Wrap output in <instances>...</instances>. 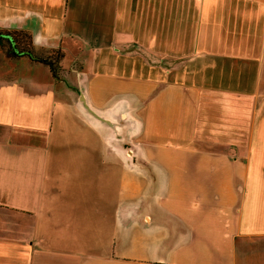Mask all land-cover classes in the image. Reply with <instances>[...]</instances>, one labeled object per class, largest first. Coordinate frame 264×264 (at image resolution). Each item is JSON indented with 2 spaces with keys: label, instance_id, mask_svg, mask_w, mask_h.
I'll list each match as a JSON object with an SVG mask.
<instances>
[{
  "label": "crops",
  "instance_id": "1",
  "mask_svg": "<svg viewBox=\"0 0 264 264\" xmlns=\"http://www.w3.org/2000/svg\"><path fill=\"white\" fill-rule=\"evenodd\" d=\"M11 31L58 47L57 77ZM0 32V264H264V0H0ZM123 84L188 153L146 172L135 217L110 180L131 157L34 155L70 107L82 143H122L134 105L97 101Z\"/></svg>",
  "mask_w": 264,
  "mask_h": 264
},
{
  "label": "rangeland",
  "instance_id": "2",
  "mask_svg": "<svg viewBox=\"0 0 264 264\" xmlns=\"http://www.w3.org/2000/svg\"><path fill=\"white\" fill-rule=\"evenodd\" d=\"M106 97H108L106 99ZM135 97V96H134ZM133 91L129 84L117 85L115 88L109 90L108 93L103 94L97 102L99 104L108 101H115L116 103L123 98L127 104L134 105L130 107L131 116L124 117L122 114L116 116V133L117 141L122 143H104L103 137L95 130L91 129L92 136L89 140L93 143H82L81 139L77 136V131L85 124L81 120V115L76 113L74 107H70L62 115H56L54 118V127L63 133V136L68 139L67 143H51L48 148L42 151L35 152L34 155H46L50 157H65V158H91L94 156L108 157V156H129L132 159L127 161V165L131 166L130 170L126 171L123 167L124 164H118L113 172L110 174V180L113 186L119 191L123 186V179L127 176L128 183L133 192V204L136 208L133 210V216H137L141 212V205L145 200L140 197L142 189L146 188V172L158 173L157 159L160 157H178L187 156L188 153L185 149H178V146L184 143H163V138L158 136L157 125L158 118L156 114L153 117L142 116L139 109L144 100L133 99ZM122 103V101H121ZM138 103V104H137ZM154 110L155 107L152 106ZM128 119V121H126ZM132 121V122H131ZM150 127V128H149ZM131 129V133L127 136L124 135V129ZM149 128V131H147ZM147 129V130H146ZM147 131V132H146ZM124 142V143H123ZM135 157V158H134ZM143 158H146L144 160ZM125 162V160H123ZM159 167H162L160 164ZM45 167L32 164V174L43 172ZM73 174H81L80 170L72 172ZM70 187H80L81 185H69ZM112 187V185H111ZM113 188V187H112ZM140 211V212H139ZM141 222V221H138Z\"/></svg>",
  "mask_w": 264,
  "mask_h": 264
},
{
  "label": "trees",
  "instance_id": "3",
  "mask_svg": "<svg viewBox=\"0 0 264 264\" xmlns=\"http://www.w3.org/2000/svg\"><path fill=\"white\" fill-rule=\"evenodd\" d=\"M11 40L5 39L9 50L14 56L25 55L30 60L42 62L47 65L54 77H57L59 70V61L62 56V51L58 47H52L42 53H35L31 50L28 44V36L25 33L11 31Z\"/></svg>",
  "mask_w": 264,
  "mask_h": 264
},
{
  "label": "water",
  "instance_id": "4",
  "mask_svg": "<svg viewBox=\"0 0 264 264\" xmlns=\"http://www.w3.org/2000/svg\"><path fill=\"white\" fill-rule=\"evenodd\" d=\"M0 35H3V36L10 37V35H9V34H7V33H1V32H0Z\"/></svg>",
  "mask_w": 264,
  "mask_h": 264
}]
</instances>
